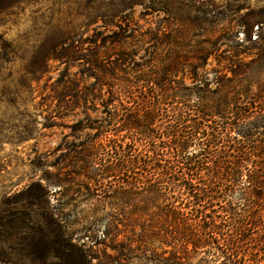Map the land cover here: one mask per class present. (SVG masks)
I'll return each instance as SVG.
<instances>
[{"label":"rangeland","instance_id":"1","mask_svg":"<svg viewBox=\"0 0 264 264\" xmlns=\"http://www.w3.org/2000/svg\"><path fill=\"white\" fill-rule=\"evenodd\" d=\"M72 37L84 57L50 60L34 78L41 60ZM98 56L103 67L86 64ZM109 71L116 84L153 72L197 111L200 103L264 102V0H0V215L15 220L0 235V264H63L59 244L46 253L35 247L41 230H53L51 215L88 264L206 260V247L161 244L157 228L127 217L153 212L157 196L112 198L124 176L89 179L96 152L131 138L105 122L114 102L98 76Z\"/></svg>","mask_w":264,"mask_h":264},{"label":"trees","instance_id":"2","mask_svg":"<svg viewBox=\"0 0 264 264\" xmlns=\"http://www.w3.org/2000/svg\"><path fill=\"white\" fill-rule=\"evenodd\" d=\"M76 44L72 37L55 46L31 72L33 77H40L50 60L64 65L80 61L85 49ZM86 64L102 66L101 58ZM111 72L98 76L114 102V118L105 122L131 138L106 154L96 152L89 179L124 176L112 198L157 196L153 212L144 209L127 217L139 215L148 222L144 229L157 228V236L162 235L155 239L161 244L181 243L195 251L206 247V260L194 264H264V102L200 103L197 111L186 95L161 85L153 72L119 84L110 79ZM146 86L157 96H145ZM89 155L82 150L83 169ZM31 186L48 195L40 184ZM13 221L0 215V235ZM49 223L53 230H41L35 247L46 253L51 244H59L63 264H74V258L88 264L82 249L66 241L60 222L51 215Z\"/></svg>","mask_w":264,"mask_h":264}]
</instances>
